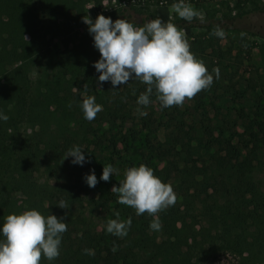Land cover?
<instances>
[{"label":"trees","instance_id":"16d2710c","mask_svg":"<svg viewBox=\"0 0 264 264\" xmlns=\"http://www.w3.org/2000/svg\"><path fill=\"white\" fill-rule=\"evenodd\" d=\"M42 2L50 13L66 16L80 13L84 5L82 0ZM134 15L146 18L132 21ZM109 17L134 26L156 18L135 7ZM209 31L212 34L215 28ZM37 32V17L26 0H0V111L9 117L0 121V226L7 216L33 209L44 216L65 217L68 227L59 257L50 262L42 255L40 264H264V184L254 176L264 150L262 115L251 129L243 133L231 129L228 137L225 132L216 136L213 129H201L202 136L194 143L190 131L167 129L164 143L148 148L157 158L166 156V164L153 171L172 186L176 202L157 214L159 231L150 229L153 217L147 213L138 216L129 206L115 205L116 210L105 213L109 220L117 219V214L121 221L131 218L127 236L117 237L107 233L109 220L102 211L116 198L110 189L100 188V182L88 187L84 177L90 174L87 167L97 163L88 156L89 146H100L104 138L97 130L125 119L122 94L139 80L115 89L110 82L98 83L93 64L100 54L86 29L77 33L71 48L50 59V78L44 91L39 88L35 93L28 78L31 63L13 65L18 61L16 47L38 49L33 42ZM189 45L203 62L209 50L215 52L212 36H197ZM85 91L103 109L92 121L84 119L80 107ZM21 97L36 99L27 109L10 111L9 106ZM23 124L34 129L31 137L23 136ZM109 143L111 154L118 153L117 143ZM74 146L85 151L89 165L64 160ZM61 200L66 209L58 208Z\"/></svg>","mask_w":264,"mask_h":264},{"label":"rangeland","instance_id":"374dc122","mask_svg":"<svg viewBox=\"0 0 264 264\" xmlns=\"http://www.w3.org/2000/svg\"><path fill=\"white\" fill-rule=\"evenodd\" d=\"M26 1L37 17L38 32L33 42L38 49L33 51L30 47H16L14 55L18 61L13 67L31 63L28 78L35 93L39 88L43 92V87L50 78V59L71 48L77 33L88 29L83 23V18L87 16L95 21L98 15L108 18L113 12L135 7L183 29L188 43L197 36H212L215 52L209 50L210 56L204 62L208 72L213 74L210 88L202 90L190 100L186 99L182 106L161 109L155 90L147 107L137 104L139 95L147 88V85L139 81L136 87L129 85L122 94L127 109L121 117L125 119H121L113 127L106 123L97 130L99 135L104 134V138L100 146H89L88 156L97 163L88 166L87 170H94L100 188L110 189V194L116 198L108 209L102 210L107 220L111 217L105 213L116 210L115 205L120 204L119 194L111 190L124 180V173L128 168L143 164L154 170L155 167L162 168L166 164L165 155L157 158L156 153L148 147L150 144L164 143L169 133L167 129L190 131L195 138L194 143L202 136L201 129H213L216 136L225 132L228 137L231 129L243 133L245 129H251L255 121L261 119V115L264 120V0H187L198 13L191 21L170 14L169 6L175 0H82L84 5L81 12H72L70 16L50 13L42 0ZM133 17L132 21H141L146 15ZM211 27L222 30L224 37L211 34ZM26 39L31 40L29 35ZM216 68L220 70L219 79L213 73ZM124 88L121 86L120 91L123 92ZM34 99L36 98L21 97L9 109H27ZM141 112H146L147 115H142ZM21 127L23 136L31 137L34 129L25 124ZM110 140L117 143L118 153L111 154V149L108 148ZM89 162L85 165H89ZM107 165H112L119 172L110 176L108 182H104L99 178L103 166ZM254 176L264 184V150L255 164ZM40 178L44 179L42 176ZM14 198L24 201L20 194H15ZM102 223H99V231H102Z\"/></svg>","mask_w":264,"mask_h":264},{"label":"clouds","instance_id":"9594fccd","mask_svg":"<svg viewBox=\"0 0 264 264\" xmlns=\"http://www.w3.org/2000/svg\"><path fill=\"white\" fill-rule=\"evenodd\" d=\"M169 12L186 21L198 15L187 0H175L169 6ZM83 23L88 26L93 46L100 54V59L93 64L99 73L98 83L110 82L115 89L127 85L130 80H139L147 88L139 95L138 105L147 107L155 90L161 109L182 106L186 99H192L213 84V74L190 51L184 30L171 22L156 17L143 26H134L122 18L113 21L110 17L98 15L95 21L84 17ZM213 35L223 38L225 33L217 28ZM213 73L219 79V68L213 69ZM84 87L86 90V85ZM80 107L88 121L103 110L102 105L96 103L95 96H88L86 91ZM141 114L147 115L146 112ZM8 118L0 111V121L6 122ZM84 152L74 146L64 160L72 158L73 165L83 167L89 162ZM118 172L112 165L103 166L99 180L108 182L110 176ZM124 177L119 186H113L111 190L119 194L118 202L135 209L138 216L145 213L152 216L150 229L161 230L157 214L173 206L177 199L172 186L162 182L152 168L143 164L128 168ZM84 180L90 188L99 182L94 170H90ZM58 208L66 209L65 201H59ZM64 220L65 217L44 216L35 209L7 216L0 226V237H3L0 239V264H40L42 255L50 262L57 259L62 234L68 227ZM130 227L131 218L121 221L117 214V219L107 222L106 231L125 237Z\"/></svg>","mask_w":264,"mask_h":264}]
</instances>
